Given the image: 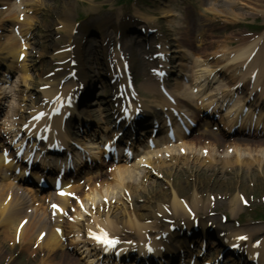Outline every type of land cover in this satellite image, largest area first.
Instances as JSON below:
<instances>
[{
  "label": "bare ground",
  "instance_id": "6f19581e",
  "mask_svg": "<svg viewBox=\"0 0 264 264\" xmlns=\"http://www.w3.org/2000/svg\"><path fill=\"white\" fill-rule=\"evenodd\" d=\"M10 0H5V4ZM91 1V0H90ZM33 2V3H31ZM37 3L39 5L43 4V0H22V2L16 3L13 9V5L9 7L7 10V15H13L16 14V9L23 8L24 13H32L34 12V8ZM3 4V3H1ZM34 4V5H33ZM223 5V4H222ZM227 6V4H226ZM224 7V6H223ZM221 5L217 2L210 3L209 4V10L212 13H220ZM166 9V8H165ZM63 11V9H62ZM160 12H162L163 17H170L173 16L170 11L160 9ZM141 14V13H136ZM139 18V16H136ZM18 18V15H16V19ZM13 17L11 16L12 20ZM142 19V18H141ZM7 21V20H6ZM27 26L28 28L32 27L33 21H30L29 18H27L26 23L24 26ZM111 25L113 30H119L120 32L124 31V29L127 27V24L124 22L122 23L119 20H116V18L113 17H106L102 20V27ZM63 27V26H62ZM73 27L69 29V31L64 30V34L67 36V39L71 38V30ZM100 29H102L100 27ZM28 29H22V31L27 33ZM86 30V29H84ZM86 32V31H83ZM140 38V37H139ZM150 36L145 35V40L147 42L151 41ZM144 40V41H145ZM260 38L256 39L252 43H248L245 45V48L238 51V53L234 54L229 61L226 63H223L221 65H218L219 69L217 71H223L225 73L229 72V68L235 65H239L241 67L242 63L247 59V57L250 55V53L254 50V47H257L260 42ZM104 39L101 38V46L100 51H98V54L101 56L103 55V59L106 57V48L103 47ZM168 43V42H167ZM135 48L137 47V50H139L140 45L139 42H134L133 44ZM19 42L11 36L8 35L5 41V44L3 45L4 50L6 51L5 54L11 56L14 55V57H18L21 52H19ZM264 47V46H262ZM131 48V47H130ZM135 48H131L134 50ZM54 50V49H53ZM52 50V51H53ZM56 50V48H55ZM59 50V49H58ZM57 51V50H56ZM162 53V52H161ZM181 53V52H180ZM263 49L261 52H259V48L257 50V53L255 54L253 58V63H250L248 66L247 73L243 74V77L249 76L253 73L254 67L257 66V62L261 64V70L257 72V77L255 79L254 89L257 88H263L264 91V61H263ZM67 55V54H66ZM54 57V55L52 56ZM57 60H63L65 58V54H59ZM78 59V78L79 81L84 83L87 90H89V84L91 83V80L89 79V73H94L96 75L97 80H101V77L97 74L95 67L89 68L86 67L87 64L83 63L81 61V56L77 55ZM96 53L92 52L91 58L89 60V63L94 66L96 63ZM183 61H187V59L182 58ZM204 62V61H202ZM15 64V62H13ZM142 63V62H140ZM13 64V65H14ZM254 64V66H253ZM11 65L8 67V69H13L14 66ZM27 66V64H26ZM178 66L181 68L183 72L188 71V68H185V65L181 62L178 63ZM206 66L205 63H201V68L197 70L196 75V94H192L190 90V86L186 85V83L177 80L176 81V90H171L170 93H172L174 96H176L175 104L172 105V108L178 107V104H186L185 101L189 102L191 105L196 104V102H199L202 109L206 108L209 103L214 102L212 100V97H216L218 95V100H221L222 102L226 103L228 100L231 99V92L230 89L232 85H230L229 89H225L223 84H217V81L213 83V85H216L214 88V92H210L209 95L205 96L203 91L205 90L206 81L209 80L210 74H212L213 70L209 68H204ZM139 69L141 70L142 65L138 64ZM172 68H174V65H172ZM27 69L25 68L24 72L27 73ZM173 74V73H172ZM214 77V76H213ZM213 77L211 79H213ZM51 80H54L55 83L53 86H50V88L43 92V98L47 99L46 97H51L55 94L57 90V79H49L47 83L42 85H47ZM199 80V81H198ZM198 81V82H197ZM211 82V80H210ZM164 83V81H163ZM208 86V85H206ZM158 88V82H155L153 80H150L146 85H142L143 91L147 90L152 95L156 93V89ZM91 96V92H87V96L84 97V101H87ZM211 97V98H210ZM4 99L2 95V91H0V101ZM217 100V99H216ZM217 100V101H218ZM25 101H28V96L24 94V97L21 99L20 103H24ZM1 103V102H0ZM155 111L152 114V117L155 119L157 118L158 112H160L161 109L166 107V101L163 99L161 101L153 100ZM152 107V108H153ZM184 108V106H182ZM241 104H234L232 109L237 112H241L240 110ZM144 112L145 113H151L149 106H144ZM91 111H86L84 113L85 117L87 118L88 115H90ZM237 113V114H239ZM229 117V116H228ZM227 117V118H228ZM226 118V117H225ZM247 117L243 121L244 123L241 125L240 121H237L235 124L232 121L227 120L226 122H222L223 127L228 126H243V127H252L257 129L258 131L264 130V124L261 122L252 123L249 121H246ZM85 123H87V120H84ZM36 124H44L49 125V122L44 117L41 120H36ZM81 125V124H80ZM53 126V125H51ZM70 126V125H69ZM69 126L66 129L67 133L69 132ZM82 129H85V125L82 124ZM17 129V128H16ZM53 129H57V127H54ZM210 126L206 123L200 124L198 128L196 129V133L198 135L197 138H195L192 141H186V139L178 138V141H180V146L177 148V151L175 149L171 150H165L163 154H161V157L157 156L160 151H158L156 154H154L153 157H147L143 158L140 157L135 163L134 168L138 169L140 172V180H131V170H128V168L124 165H118L113 168V172H111L110 177L112 179L111 182H107L104 177H102V171L100 169V165L98 167H95L96 171L93 173L91 172H84L82 179H84L85 185H70V179H68L66 182L63 183V185L68 187L65 190V193H77L83 195V201L86 203L83 205L85 209L87 210V213L91 214L90 217H84L72 204L71 200L64 196L56 197L54 195H50L49 199L52 201L51 203L58 205L61 209L64 210L65 213H68L69 210H73L74 217L73 222L68 223L67 219L64 217V215L60 213H54L51 206H49L51 203L45 205V201L47 200L46 196H39L36 192L37 190L32 188L29 185H26L19 181V177H15L12 175V172L14 169L18 166V164L13 160L9 162V164L3 165V159L0 156V253H2V247L1 245L4 243L3 240H12L13 243L16 242V233L18 225L22 220H26V223L24 227L19 231L18 235V246L24 250L26 253H35L36 251H40L44 253V258L41 259V264H79L77 259L73 257V247L75 246H82L84 247V251L86 253H89V247L90 242L87 241L88 237L87 235L81 236L79 233H81V227H88V229H94L93 224H98L101 227H104L111 236H116V234L119 233L120 228H118V221L115 218L117 215H121L125 218V221L122 222L121 227H124L131 232H133L137 238L143 239V232L144 234L148 231L151 232L153 230V223H147L146 220L149 219H155L156 215H163L165 216V209H169L171 212V218H187V213L183 210L182 205L180 204V199L183 198L180 195V192L182 189H178L177 187V181H175V174L173 176V172L175 171H181L182 169H187V174L189 177H193L194 182L190 184L191 187V193L185 194V200L187 204L189 205L190 209L193 211L194 214L201 213L205 217V221L202 219V222L200 224V228L202 230V234L205 232L204 228H206V222H213L212 216H210L207 213V210L214 211L215 205H220L221 203L215 198V203L209 199V196L212 195V191H209L208 198L205 199L203 197V184L199 183L197 180V175L199 171H202V169L207 170H213L216 167L221 172L225 171H232L234 168L238 169V174L245 173L248 178L246 180H256L257 181V175H254L255 169H260L261 175L260 181H264V151L262 153H256L253 154L252 150H255L256 148L259 149L260 143L264 140V136L259 137H252L251 139H244L240 138L236 142H231V145L227 147L228 153L224 154V156H220L214 151L216 150L218 153L220 150H222L225 146V140L226 135L223 133H214L213 129L210 130ZM243 130V129H242ZM245 130V129H244ZM243 130V132H245ZM108 131V128H104L102 132ZM18 132V131H16ZM241 133V131H238V133ZM264 135V134H263ZM183 148L185 151L183 153H178L179 148ZM201 151L207 152V155L203 156L201 155ZM230 151V152H229ZM256 152V151H254ZM169 153V154H168ZM246 153V154H245ZM165 154H168V158H165ZM248 154V155H247ZM247 155V157H245ZM142 165V167H141ZM147 165V167H145ZM153 169L159 174H162L161 177L169 178L166 182V185H168L170 189V193L165 195L161 191L156 195V190L148 188V185L150 183H155V181H152V176L147 170V168ZM135 169V170H136ZM91 170V169H90ZM53 172L55 170H52ZM7 172L10 173L8 176ZM134 173V171H132ZM241 175H237V177L241 179ZM257 177V178H256ZM37 177L35 176V179ZM236 179V178H235ZM100 181V185L96 187V183ZM243 181V180H242ZM147 182L146 185L144 183ZM258 182V181H257ZM93 184V186H91ZM88 187V192L83 193V188ZM103 187V188H102ZM64 188V189H65ZM121 189L125 190L127 192V195L131 197V202L134 200L137 195L139 197H147L148 195H151V197L146 198L145 202L139 206H135L133 203V207L135 208L132 212V214H126L125 211V205L127 200L123 197V193L121 194V191H117L118 193H115L114 190ZM112 189V190H111ZM114 189V190H113ZM91 194L95 197L96 194L100 195L98 198H90ZM240 194V193H239ZM239 194H236L229 202L228 207L231 215L235 214L236 210L240 209V198ZM105 195V196H102ZM221 195V194H220ZM222 196H225L222 194ZM107 197L108 202H103V199ZM114 199V202L112 201ZM132 204V203H131ZM95 209V213L93 212ZM102 209V211H100ZM138 209H142L139 211ZM207 213V214H206ZM206 214V216H205ZM169 218V217H166ZM90 221L92 226L90 225ZM155 221V220H154ZM83 223L85 226H83ZM208 228V227H207ZM206 228V230H207ZM55 229H60L61 233L58 234ZM45 233V238L41 240L40 242H35L37 237L41 234ZM249 231L245 230H239L232 234L231 236L238 237L241 235H245L248 238V241H251L252 234H247ZM210 234H214L213 230L210 232ZM209 234V235H210ZM208 235V236H209ZM177 235H175L176 237ZM211 236V235H210ZM70 238V242L68 244H65L63 242V239ZM176 238L172 237L171 242H173ZM36 243V245H35ZM34 245L36 246V249L34 248ZM250 247V244H248ZM259 247H253V249L247 250L250 258L254 259L255 253H258V260L260 264H264V238L261 239V243L259 244ZM93 252L90 254L92 256H96V258H99V253H96V248H93ZM98 250V248H97ZM168 251H171L168 249ZM58 253H61V257L59 260H56L58 257ZM2 256V255H1ZM75 260V262H74ZM257 260V261H258ZM66 261V262H65ZM87 264H94V260L88 262Z\"/></svg>",
  "mask_w": 264,
  "mask_h": 264
},
{
  "label": "rangeland",
  "instance_id": "374dc122",
  "mask_svg": "<svg viewBox=\"0 0 264 264\" xmlns=\"http://www.w3.org/2000/svg\"><path fill=\"white\" fill-rule=\"evenodd\" d=\"M0 2L3 3L5 0H0ZM215 2L219 3L222 7L220 8V13L208 11L209 4ZM41 5L42 7H35L34 10L36 9V11L34 12L36 13L30 15L35 21L32 27L34 40L32 41V50L30 51L32 61L35 62L37 66L33 70L34 77L41 75L51 68L47 58L48 52L55 42H57V44L62 42L59 39V35L64 34L63 30L69 31L74 25H77V28L76 30H72V32L75 31V33L74 35L71 33V36H74L73 40L77 39V43L82 42V38L80 37L81 34L78 35L77 31L80 30L82 26L91 29L87 36L88 41L86 40V42H89L88 45L86 46V44L83 43V47H86V52L83 49V55L85 57L84 63H88L86 67H95L97 74L101 77L102 71L99 56L96 55V63L94 66L89 63L91 48L97 52L101 38L108 39L106 37L107 35L111 37L112 41H114L115 37H120V35L112 30L110 25L102 27V20L104 18L106 19V17H113L123 22L126 16L128 20L126 22L130 27L127 28L128 30L126 29L127 31L125 30L126 32H124V37H122L121 42L132 60H134L133 63H135L133 77L136 88L138 92H141L143 97H145L144 103L149 106L154 105L151 100L160 101L161 97L157 92L154 96L147 90L144 91L146 93L143 92L142 85H146L149 82L148 69L152 66L151 63L145 59V46L140 44V48L137 50V47L135 48L133 45V42L136 41L131 31L133 28H135L134 31L138 30L140 27H153L157 29L155 34L156 39H153L154 42L160 43V41L163 40L168 42L167 45L170 46L169 51L173 50L171 54L172 57H177L176 62H181L185 65V68L187 67L190 69L186 72L184 71V74L187 76V80H191V83H194L193 78L196 76L197 70L201 68V63L206 64L204 68L210 67V69H216L218 64L220 65L227 62L231 55L238 53V51L245 48L246 44L250 43V39L247 35L264 39V0H43V4ZM165 8L170 11L173 16L163 17L160 9L166 10ZM136 16H139V21L132 23L133 19H137ZM3 17L4 15L0 14V20H2ZM62 25L63 29L59 28ZM10 27L11 26H0V28L5 29L0 34V48H2L6 36L10 33ZM100 27L102 29H100ZM130 46L135 49H129ZM111 49L112 44L109 45V50ZM260 49H263L262 56H264V47L261 46ZM42 54H45V57L41 58ZM216 55L218 56L216 57ZM39 56L40 59H38ZM182 58L187 59V61H183ZM138 64L142 65L141 70ZM230 70H232L230 75L219 74L225 86L231 85L236 78L240 77L238 65L233 66ZM89 78L92 81L90 87L91 93L96 95V98L90 101L85 107L86 111L92 112L91 117H93V120L90 119L91 127H89L91 129L96 124L105 126L108 123L107 120L105 121V119H107L105 117H109L107 98L109 90L105 88L106 82L104 79L102 81L103 84L101 82L102 85H100V83H98L99 80L95 81L96 75L94 73L90 72ZM39 83L38 78H36L35 85L34 87L32 86L30 90L32 95ZM169 86L173 90H176L175 80L172 79L169 81ZM12 89L15 90L16 88L13 87ZM12 93H15V91ZM14 98H8L6 104L14 105L13 103L16 102ZM6 111H9V109L6 108ZM73 131H75L78 136L81 135L80 132H77L75 129H73ZM86 134L90 135L91 133H88L87 130ZM156 150H161V148ZM262 150L264 149L259 150L257 148L255 150L256 152H253V154L262 153ZM222 152L223 154H220L215 151V153L221 155V157L226 153V149L223 148ZM150 154H152V152H147L144 155ZM131 166L132 164L128 165L129 168ZM108 167L109 166L106 167L105 171L109 173L110 168ZM131 169L132 167L130 170ZM132 171L131 180L133 181L138 178L139 173L134 171L133 175ZM261 172L260 169H255L253 172L254 175H257L258 178H256L258 182L256 180H246L248 176H246L245 173L242 175L238 174L237 168L228 172H221L217 167L213 170L204 168L202 171L197 172V180L199 183L203 184L202 195L205 199L208 197L209 191H212L210 192L212 193L210 196L211 198H214L216 194L219 193L216 200H219L221 204L216 206V210L223 213L228 220L226 224H221L220 217H215L214 221L220 226L219 228L229 230L235 229L237 224H240V226L243 224L245 230H249L250 232L261 234V231H264V221L258 222V219L255 218V214L264 213V181L259 182ZM172 174L173 176L175 174V181H177L178 189H182L180 196L184 197L185 194L191 193L192 189L190 184L194 182L195 178L193 180V177L188 176L187 169L174 171ZM237 175H241L243 181L240 180ZM102 176L106 177L105 175ZM153 181H155V183H150L148 186L157 191L156 195L161 194L158 193V191H161L165 195L170 193L169 188L165 184L168 178H163L162 180V178L155 177ZM114 192L116 193L117 189L114 190ZM222 194L225 196H222ZM236 194L245 197L249 202V207L245 208L240 206V209L236 210L234 215H231L228 202ZM149 197H151V195L144 198L141 197L142 199L135 198V200L137 199L136 204L138 206L142 205L143 201ZM127 210L130 211L131 209ZM179 219L181 218L177 220ZM234 221H237V224ZM8 240H3L4 243L1 246L2 253H0V256L2 255L3 258L7 249L10 251L12 250L9 244L10 241ZM17 248L18 246H15L14 250L11 251V257L14 259L12 264H28V260L30 261L29 264H37V261L34 262L30 260L25 252L20 251L18 255ZM7 260L9 261V258L4 260V262H8ZM56 260H59V258ZM2 261L3 259L0 257V264H2Z\"/></svg>",
  "mask_w": 264,
  "mask_h": 264
},
{
  "label": "snow or ice",
  "instance_id": "6c2138e0",
  "mask_svg": "<svg viewBox=\"0 0 264 264\" xmlns=\"http://www.w3.org/2000/svg\"><path fill=\"white\" fill-rule=\"evenodd\" d=\"M21 19H23V17H21ZM20 59L23 60L24 57L21 56ZM158 74H159V75H163V73H158ZM56 103H57V104H60L61 106H63V105H62V98L59 97V96H57V97H56ZM70 103H71V101L69 100V104H70ZM54 111H55L57 114H59V111H58L57 109H54ZM44 117H45V114H43V113H38V114L35 115L32 119H33V120H41V119H43ZM29 128H30V125L26 124V125L24 126V131L27 132V131L29 130ZM38 138H39V139H43L42 137H38ZM105 149H106V151H109V152L112 151V147H111L110 145H106V146H105ZM20 154H21V153H20L19 151H17V155H20ZM205 154H207V152H205ZM4 155H5V157L7 158V156L9 155V153H8L7 151H5V152H4ZM129 155H131V154L129 153ZM6 162H9V161L6 160ZM145 167H147V165H145ZM59 195H61V196H66V195H69V194H68V193H65V192H60ZM73 198H75V197H73ZM78 202L80 203V207H81V209L84 210L83 202H82V201H78ZM107 202H108L107 197H105V203H107ZM51 207H52L54 213H57V212H58V213H60V214H62V215H67V213H65L64 210L61 209L58 205H56V204H52ZM73 211H74V209H73ZM22 227H23V225H21V229H22ZM60 231H61L60 229H57V232H58V233H59ZM88 237H89V239H91V240H93L95 243H97L98 245L102 246V248H103L104 250L115 249V248L117 247V245L119 244V241L116 240V239H114V238H111V237L109 236V234H108L106 231H104V232H100V234H93L91 231H89V233H88ZM44 238H45V234H41L40 239L43 240ZM237 239H238L239 241H241V242H246V241H247V237H244V236L237 237ZM255 246H256V247H259V246H260V245H259V242H257ZM233 247L236 248V247H238V246L235 245V244H233ZM148 250L151 251V250H152L151 247H149Z\"/></svg>",
  "mask_w": 264,
  "mask_h": 264
}]
</instances>
